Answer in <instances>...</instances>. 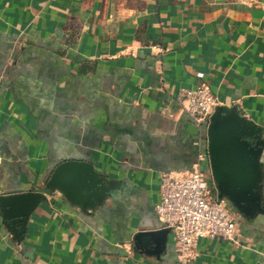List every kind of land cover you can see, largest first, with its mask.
Returning <instances> with one entry per match:
<instances>
[{
  "label": "crops",
  "instance_id": "crops-1",
  "mask_svg": "<svg viewBox=\"0 0 264 264\" xmlns=\"http://www.w3.org/2000/svg\"><path fill=\"white\" fill-rule=\"evenodd\" d=\"M201 83L264 141V0H0V195H45L0 215V264H177L171 232L159 257L132 236L163 227L160 176L206 150L173 99ZM70 159L113 181L98 207L46 189ZM234 215L237 242L199 239L189 264H264V214Z\"/></svg>",
  "mask_w": 264,
  "mask_h": 264
},
{
  "label": "water",
  "instance_id": "water-1",
  "mask_svg": "<svg viewBox=\"0 0 264 264\" xmlns=\"http://www.w3.org/2000/svg\"><path fill=\"white\" fill-rule=\"evenodd\" d=\"M262 129L235 106L218 104L206 127L207 173L216 196L224 200L241 219L248 221L264 214ZM45 187L58 191L67 202L82 211L101 205L114 187L106 174L85 160H64L52 169ZM45 199L38 191L0 195V215L7 227L22 222L35 204ZM170 228L136 231L135 251L159 257Z\"/></svg>",
  "mask_w": 264,
  "mask_h": 264
},
{
  "label": "built area",
  "instance_id": "built-area-1",
  "mask_svg": "<svg viewBox=\"0 0 264 264\" xmlns=\"http://www.w3.org/2000/svg\"><path fill=\"white\" fill-rule=\"evenodd\" d=\"M201 77L202 73H198ZM197 128L207 126L214 108L219 104L205 84L181 89L173 97ZM207 154L201 151L190 171L165 172L159 179V201L154 211L163 227L170 228L174 237L177 264H189L193 247L199 239L237 242L236 220L224 200L208 189L202 167Z\"/></svg>",
  "mask_w": 264,
  "mask_h": 264
},
{
  "label": "rangeland",
  "instance_id": "rangeland-1",
  "mask_svg": "<svg viewBox=\"0 0 264 264\" xmlns=\"http://www.w3.org/2000/svg\"><path fill=\"white\" fill-rule=\"evenodd\" d=\"M207 163V162H206ZM208 180V189H209V191L212 193V195H214L215 194V188H214V185H213V183H212V181H211V179H207ZM230 214L232 215V217H233V219L234 220H236V217H235V213L233 214L232 212H230Z\"/></svg>",
  "mask_w": 264,
  "mask_h": 264
}]
</instances>
